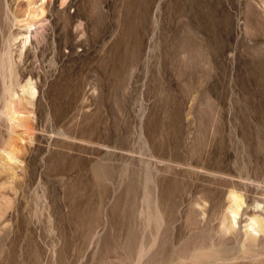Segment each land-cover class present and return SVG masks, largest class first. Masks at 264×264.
<instances>
[{
  "label": "rangeland",
  "instance_id": "374dc122",
  "mask_svg": "<svg viewBox=\"0 0 264 264\" xmlns=\"http://www.w3.org/2000/svg\"><path fill=\"white\" fill-rule=\"evenodd\" d=\"M0 264H264V0H0Z\"/></svg>",
  "mask_w": 264,
  "mask_h": 264
}]
</instances>
